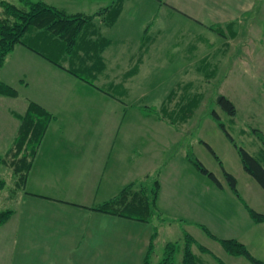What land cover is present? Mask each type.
<instances>
[{"label": "crops", "instance_id": "1", "mask_svg": "<svg viewBox=\"0 0 264 264\" xmlns=\"http://www.w3.org/2000/svg\"><path fill=\"white\" fill-rule=\"evenodd\" d=\"M202 1L209 7L224 6L225 10L239 14L256 10L258 4V0ZM19 3L20 0L17 5ZM124 3L125 0L114 25L106 26L100 18L96 19L98 36L92 40L101 37L107 41L101 54L104 67H99L100 62L94 65L101 70L95 75L96 87L51 64L23 45H17L0 67L8 66L10 71L8 80L0 82L17 91L16 97L0 95V155L7 154L13 148L20 125L15 114L23 115L29 103H36L53 115L31 160L24 189L16 198L23 210L13 211L8 221L0 226V251L9 253V261H2L1 264H145L152 233L156 232L157 238V230L153 226L156 218L144 223L94 209L118 195L128 184L151 187V178L160 183L157 209L162 214H170L165 211L175 205L176 209L185 210L189 216H200V219L208 217L209 207L205 203L195 205L198 211H192V214L187 211L191 197L187 193L179 195V190L190 182L182 176V167L177 172L176 163L162 165L164 154L168 151L170 154L174 151L172 155L176 157V124L162 118L160 111L154 105L150 106V102L133 105L128 114L126 101L132 97L130 93L139 88V83L150 85V79L146 76L154 75L155 69L163 65V59L160 64L159 57L156 58L155 52L151 51L152 44L160 43V31L153 40L148 35L149 27H134L138 29L134 39L118 42L112 38L110 29L116 30L122 22L126 8ZM237 18L223 17L222 20H212L209 25H205L201 18L197 19L209 30L214 26L229 27L232 49L238 53L239 59H244L251 45H254L251 41L256 38L251 30L247 31L249 25L245 29V25L236 21ZM133 19L139 18L133 16ZM240 28L244 30L240 31ZM49 37L34 33L29 40L35 44L39 42L40 47L44 48L48 45ZM247 37L249 42L245 41ZM144 40L147 48L143 45ZM218 40L211 54L206 51L208 55L205 58L213 57L212 52L227 53L226 43L220 45ZM242 50L243 55L240 53ZM259 51L256 50L257 53ZM149 53L153 57L151 61ZM66 60V63H70V60ZM260 67H264V63ZM83 69L89 71L86 65ZM20 91L26 94L21 95ZM255 130L263 133L260 129ZM252 145L257 149L255 156H261L263 145ZM183 157L187 158V150L183 151ZM162 167L163 176L160 179L154 177L155 173L160 177ZM167 172L172 187L167 185ZM246 180L251 184L248 177ZM222 185L220 190L225 189L226 185ZM238 197L245 204L240 193ZM179 203L182 205L179 206ZM244 206L247 214L240 224L224 214V221L220 222L223 232L219 236L207 229L213 236L216 235L217 244L221 239H236L253 254L254 247L261 248L262 245L253 238L257 224L249 215L248 209L251 207L247 204ZM215 225L218 227L217 221ZM148 227H151L150 232L147 231ZM243 229L249 232L241 231ZM235 230L241 234H231ZM218 246L220 257L207 248L215 263L217 258L224 264H250L243 257L227 254L221 244Z\"/></svg>", "mask_w": 264, "mask_h": 264}, {"label": "rangeland", "instance_id": "2", "mask_svg": "<svg viewBox=\"0 0 264 264\" xmlns=\"http://www.w3.org/2000/svg\"><path fill=\"white\" fill-rule=\"evenodd\" d=\"M1 1L12 4L19 2V0ZM31 1H42L68 14L95 15L112 5L115 0ZM124 4L126 8L122 22L116 30L110 29L112 38L118 42L134 39L133 36H136V31H138L134 27H149L148 35L153 40V37H158L160 31V43L152 44L151 51L155 52L156 58L159 57L160 64L163 59V65L155 69L154 75L146 76L150 79V85L139 83L137 91L134 89L130 93L132 97L126 101L128 114L131 113L133 105L139 106L150 102L149 105H154L160 111L157 113L159 112L162 118L169 119L176 124L178 141L176 157L173 158L174 151L171 154L168 151L164 154L162 165L176 163L177 172L182 167V176H185L190 184L181 187L179 195L184 196L187 193L191 197L188 201L192 202L187 203L188 212L192 214V211H198L195 205L198 206L200 203H205L209 207L208 217L201 219L200 216L198 218L189 216L185 210L176 209L175 205H171L170 209L165 211L171 212L170 214H162L157 209L156 223L153 225L157 230V238L154 241L150 264H158L162 260L167 243H181L185 232L190 233L198 243L201 242L200 244L218 256L220 243L217 244L215 239L216 235L219 236L220 232H223L220 222L224 221V214L233 222L237 221L240 224L242 217L247 214L244 205L247 204L259 212H264V191L243 171L236 148L221 130L214 117L216 113L238 146L256 155L255 150L257 149L252 144L262 146V143L259 135H255V129H260L264 134V67H260L264 63V0H258L256 10L240 14L237 11L225 10L224 6L209 7L207 3L203 4L202 0H125ZM225 8L228 9V6ZM1 9L0 6V11ZM234 14L236 16L233 17ZM133 16L139 19H133ZM230 16L232 18L240 16L236 21L245 25V29L249 25L247 31L251 30L256 38L251 41L254 45H251V50H248L244 59H239L238 53L232 49L229 27L214 26L209 30L208 27H203L197 19L201 18L205 25H209L212 20H222L223 17ZM148 21L152 23L149 25ZM243 30L240 28V31ZM217 39L220 45L223 42L226 43L227 53L223 55V51L212 52L213 57L205 58L208 55L205 54L206 51L210 52L217 46ZM245 41L249 42L248 37ZM143 45L145 48L148 47L145 40ZM47 48L48 46L44 47L45 50ZM257 49H260L258 53ZM150 53L149 61L153 58ZM240 53L243 55V50ZM9 72L8 66L1 68L0 80H8ZM24 93L20 91L21 95ZM220 96L226 97L235 105L237 110L235 116H229L222 109L218 101ZM203 142L213 149L218 158ZM184 150H187V158L183 157ZM13 151L12 148L7 154L0 155L2 158L0 178L6 182V186L0 190V213L9 210L13 214V211L23 210V206L17 202L16 198L18 193L24 189V185L19 186L21 182L14 173L17 159L15 160ZM188 155L197 158L226 185L225 189L220 190L207 176L202 175L189 161ZM161 170L160 177L157 173L153 176L160 179L163 176V167ZM224 170L235 176L238 182L237 189L245 204L238 199L240 197L237 196V198L233 194L227 185ZM247 177L251 180V184L246 182ZM170 179L168 173V186ZM154 181L151 178L150 184ZM170 186L172 187V181ZM201 224L204 225L201 226L202 229L208 227L212 233L216 234L214 238L204 233L200 227ZM241 226L243 227V224ZM256 227L253 238L262 246L261 248L254 247L253 254L264 261V222L257 224ZM149 228L151 227L147 229ZM147 231L150 232V229ZM241 231L249 232L247 229ZM238 232L235 230L231 234H241ZM194 250L203 264L217 263L211 255H204L196 248ZM2 261L5 263L9 261V253L0 251V264Z\"/></svg>", "mask_w": 264, "mask_h": 264}, {"label": "trees", "instance_id": "3", "mask_svg": "<svg viewBox=\"0 0 264 264\" xmlns=\"http://www.w3.org/2000/svg\"><path fill=\"white\" fill-rule=\"evenodd\" d=\"M0 67L3 66L6 57L14 50L17 45H23L32 50L51 64L67 71L78 79L90 83L92 86L98 70L95 63L100 62V68L104 67L102 52L107 44L105 39L99 37L93 41L92 38L98 36L95 26L97 18H100L106 26H112L118 20L122 9L123 0H115L114 3L95 15L68 14L42 1L20 0L19 5L7 1L0 2ZM50 36L48 48L45 50L40 47V43L29 42L31 35ZM45 43V42H44ZM70 63H66L67 60ZM88 63H92L91 66ZM70 64V65H69ZM87 66L89 71L83 69ZM94 66V67H93ZM136 72V70H135ZM134 72V73H135ZM0 95L16 97L17 92L12 87L0 82ZM222 109L231 117L237 113L235 105L226 97L218 98ZM19 119L20 125L14 140L15 165L14 173L19 177L21 184H25L27 174L31 167V160L36 154L37 148L42 141L53 115L36 103H29L27 111L23 115L15 114ZM215 120L221 130L235 146L239 155L244 171L264 191V134L255 131L262 142V157L250 154L246 149L234 144L233 137L220 122L215 113ZM212 154L216 156L213 149L203 142ZM189 161L204 176H207L218 188H223L222 182L210 172L197 158L188 155ZM2 158H0V165ZM227 185L231 191L239 196L236 178L223 171ZM6 186L4 179L0 178V190ZM160 191V183L156 180L151 187L131 183L122 188L118 195L102 203L94 210L119 216L122 218L149 223L156 215L157 200ZM249 215L254 223L264 222V213H259L253 209H248ZM12 214V211L0 213V226L3 225ZM203 230L212 238L214 236L203 227ZM156 232L153 233L144 263L150 264L151 254L153 253ZM219 243L224 251L235 257H243L250 264H264V261L256 258L240 241L236 239H221ZM201 253L212 254L206 247L199 244L189 233H185L181 243H167L164 256L159 264H203L194 249ZM219 264H224L215 258Z\"/></svg>", "mask_w": 264, "mask_h": 264}]
</instances>
